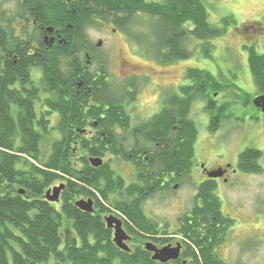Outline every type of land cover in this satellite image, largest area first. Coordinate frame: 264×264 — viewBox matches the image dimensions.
I'll use <instances>...</instances> for the list:
<instances>
[{"label": "trees", "instance_id": "16d2710c", "mask_svg": "<svg viewBox=\"0 0 264 264\" xmlns=\"http://www.w3.org/2000/svg\"><path fill=\"white\" fill-rule=\"evenodd\" d=\"M24 1V7L29 8L30 20L58 33L66 30L64 34L79 33L77 18L88 19L87 23L97 25V19H112L122 31H125L124 23L136 16L155 19L161 31L157 50L154 47L155 58L163 64L188 59L191 54L184 49L188 40L200 42L203 56L209 59L213 50L210 42L223 37L227 23H232L229 17L222 21L221 28L209 24L202 0ZM11 34L0 27V47L5 40L11 39ZM12 44L15 49L24 43L13 38ZM242 49L247 53V66L257 91L256 97L264 96V55L258 54L252 44L243 45ZM61 60L54 52L35 58L22 56L16 64L8 61L0 67V264H156L137 261L136 255L117 250L98 216L83 214L73 205L77 197H94L91 190L107 201L108 194L122 191L123 187L117 175L105 165L97 170L78 171L74 167L73 149L77 138L92 157H102L107 140L96 135L89 144L88 139L78 133L82 129L84 113L88 114L87 104L76 102V85L64 80ZM33 68L40 69L38 83L31 76ZM183 80L186 84L167 98L168 104L155 117L159 129L164 132L157 133L163 164L161 172L185 174L187 163L194 157L198 129L189 116L195 103L203 105V111L210 119L208 130L214 133L221 129L225 113L233 117L232 108L239 105L237 100L239 106H250L253 101L236 87H231L235 92L229 94L231 99L228 100V95H223L227 87L206 71L186 69ZM215 94L224 97L220 107L213 99ZM41 97L47 98L43 105L49 112L59 115L54 128L50 129L44 118L36 119L35 104ZM104 103L95 100L94 108H91L96 118L101 114L106 116L100 121L102 131H107V120L111 127H122L121 119L127 116L125 106L119 100L108 104L106 109ZM172 128H175L174 133ZM169 131L172 135L167 133ZM51 132L58 137L51 143L50 154L45 157L41 147L51 137ZM111 145L112 153L119 155V149L113 142ZM248 153L254 165L252 171L260 172V153L250 150L241 154L240 159ZM58 182H64L66 186L61 204L56 206L44 200V193ZM20 190L24 191V197L18 194ZM123 192L131 195L138 191L131 186ZM130 213L133 215L124 210L128 219L140 227L144 221L141 213Z\"/></svg>", "mask_w": 264, "mask_h": 264}, {"label": "flooded vegetation", "instance_id": "af4514ba", "mask_svg": "<svg viewBox=\"0 0 264 264\" xmlns=\"http://www.w3.org/2000/svg\"><path fill=\"white\" fill-rule=\"evenodd\" d=\"M16 3L20 11L19 17L15 19V21L18 19L21 21L19 32L29 33L28 35L12 33L11 39L8 42L5 40L3 46L0 47V67L8 61L13 62L14 65L22 56L35 58L57 52L62 59L60 68L64 80L71 81V85H76V102L87 104L85 109L88 114L84 113L82 129H79L78 133L88 139L89 144L93 142L96 135L107 140L106 151L102 157H92L82 148L80 139L77 138L73 149L74 167L78 171L88 168L97 170L105 165L117 175L123 189L135 186L138 191L130 195L124 193L122 189V191L108 194V200L104 201L99 194L91 190L95 198L92 196L77 197L73 205L79 201L92 203V213L89 215L98 216L106 230L109 231L111 243L117 250L119 249L113 243L114 230L107 228L105 219L112 217L120 221L121 229L128 237L125 244L129 252L119 251L127 255H136L137 261H153L154 253L145 248V245L149 244L156 250L165 247L172 249L179 247L178 258L167 264H264V253L258 261H253L256 247L252 245L264 241V225L260 230L263 231L261 234H254L256 232L253 230L257 223L264 224V213L260 212L257 216L253 212L252 201L250 209L243 207L246 208L247 211H245L239 207V202L235 198V192H238L241 185L240 181L245 178L248 181L249 178L261 175L264 168L259 161L260 172L254 173L252 171L254 165L250 161L249 153L242 160L240 159L241 154L256 150L255 148L248 147L241 152L239 149L230 151L227 146H224L227 139L220 134L224 127L236 126L238 121L232 115L225 113L221 129L211 133L208 130L210 119L206 115L208 117L207 133L203 139L197 136L194 157L187 163L185 174H177L174 171L161 172L163 164L159 156L161 148L157 133L158 131L164 132L159 129L155 117L168 104L167 98H170L180 86L160 87L152 83L153 72L134 66L122 56L118 58L121 81L114 84L108 70L105 52H101L105 41L92 42L84 33V26L89 24L88 19L77 18L80 25V31L77 34L74 32L64 34L66 30L64 33H58L53 28H51L52 32L48 33L46 31L48 27L37 24L35 20H30L29 8L24 7L26 5L24 0L16 1ZM96 22L98 26L102 25L112 33H115V29L119 32L112 19L101 18ZM13 38L20 39L24 44L13 49ZM106 45L109 50L112 48L111 41ZM68 58L73 60L70 61ZM31 76L38 83L37 81L41 79L40 69L33 68ZM146 87H149L155 96L147 106L140 109L137 103ZM213 99L219 107L224 103L222 95L217 98L215 94ZM45 100L47 98L41 97L35 104L36 119L44 118L49 122L51 129L54 128L59 115L49 112L45 104L43 105ZM95 100L105 102L104 108L106 109L109 107L108 104L120 100L127 111V116L121 119L122 127H111L112 124L107 120V131H102L104 129L100 127V121L105 120L106 116L104 114L98 118L94 116L95 113L91 108H94ZM256 111L263 115L257 109ZM34 127L37 129V126ZM172 131L174 133L175 128H172ZM167 133L171 134V131ZM52 134L57 135L55 132H51ZM112 142L120 151L117 156L112 153ZM96 158L102 161V166L97 169L93 168L89 162ZM116 162L120 163L122 168L120 172L123 175L113 167ZM182 182L190 188V196L187 199L184 213L175 220L172 228L159 225L149 217L146 206L157 194L167 190L174 191ZM60 185H64V191L66 186L64 182H58L49 189ZM63 191L59 202L52 205L61 204ZM20 196L24 197L25 194ZM124 210L130 216L133 215L130 211L141 213L144 220L141 222L142 225L137 227L124 214ZM243 227L250 232L239 235V230Z\"/></svg>", "mask_w": 264, "mask_h": 264}, {"label": "rangeland", "instance_id": "374dc122", "mask_svg": "<svg viewBox=\"0 0 264 264\" xmlns=\"http://www.w3.org/2000/svg\"><path fill=\"white\" fill-rule=\"evenodd\" d=\"M147 2H161L162 0H146ZM208 14V21L214 27L221 28L222 21L231 18L232 23H227L225 35L210 42L213 46L210 58H205L200 47V42L188 40L184 49L191 54L186 60H179L172 63H161L155 58L157 46L160 41V29L156 20L145 15H139L124 23V29L115 33L105 29L102 25L89 23L84 26V33L92 42L104 40L105 45L101 52H105L108 60V70L114 84L120 83L121 77L118 69V58H122L134 66L145 68L154 73L151 82L160 87L183 86V74L186 69H197L206 71L217 79L219 83L227 87L223 95L231 99V92L239 91L249 95L251 98L257 96V91L247 66V53L242 46L252 44L258 54L264 55V0H202ZM18 4L14 0H0V26L5 32H12L16 35L19 32L21 21ZM12 18L11 20H9ZM29 33V32H27ZM112 43L109 50L106 43ZM155 47V49H154ZM1 56V53H0ZM35 73V72H34ZM143 96H140L138 106L141 109L147 106L154 98L149 87L143 89ZM219 98V96L217 97ZM241 102V101H240ZM243 103V102H241ZM239 104V101H236ZM233 106V117L238 123L233 127H224L221 131L223 138L227 139V146L230 151L253 147L260 151V163L264 168V115H260L254 106ZM231 112V111H230ZM139 114V112H137ZM203 111L201 103H195L191 109L189 118L197 125L198 137L202 139L207 133L208 117ZM252 117H254L252 119ZM58 135L52 134L41 147L45 157L50 154V145L57 139ZM119 172L122 168L119 162L113 166ZM120 172V173H121ZM122 174V173H121ZM123 175V174H122ZM238 192H235L236 201L239 207H251L258 216L264 213V169L261 175L247 178L240 181ZM190 196L189 186L182 182L176 190H167L157 196L146 206L149 217L164 226H174L175 220L181 216L187 206V199ZM246 208H243L246 210ZM263 223H257L253 230L254 234H261ZM245 229V230H243ZM239 230V235L250 232L246 227ZM258 237V236H257ZM241 240V239H240ZM238 243H240L238 241ZM237 243V247L238 244ZM253 261H258L263 256L264 241L256 242ZM233 248L231 249L232 252ZM238 260V259H237ZM235 260V261H237ZM241 260V258H240Z\"/></svg>", "mask_w": 264, "mask_h": 264}, {"label": "water", "instance_id": "95a60500", "mask_svg": "<svg viewBox=\"0 0 264 264\" xmlns=\"http://www.w3.org/2000/svg\"><path fill=\"white\" fill-rule=\"evenodd\" d=\"M48 33L52 32L51 28L46 30ZM253 106L257 109L261 114L264 115V96L256 97L253 102ZM90 164L93 168L97 169L102 166V161L98 158L91 159ZM64 189V185H60L58 187H54L52 189L47 190L44 193V200L47 203L55 204L59 202V197L61 192ZM24 191H19V195H23ZM74 207L81 211L82 213L91 214L92 213V203L90 201L84 202L79 201L74 204ZM105 223L107 228H113L114 230V238L113 243L115 246L127 253L129 252L128 247L126 246L125 242L128 241V237L121 229V222L118 220L113 219L112 217H108L105 219ZM145 248L147 251L154 253L152 260L158 262L159 264H167L170 261H174L178 258L179 254V247L172 249L170 247H165L160 250H156L152 245L146 244Z\"/></svg>", "mask_w": 264, "mask_h": 264}]
</instances>
